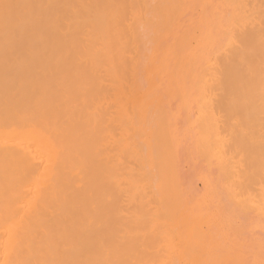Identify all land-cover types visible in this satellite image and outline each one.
I'll return each mask as SVG.
<instances>
[{"label": "bare ground", "instance_id": "1", "mask_svg": "<svg viewBox=\"0 0 264 264\" xmlns=\"http://www.w3.org/2000/svg\"><path fill=\"white\" fill-rule=\"evenodd\" d=\"M0 264H264V0H0Z\"/></svg>", "mask_w": 264, "mask_h": 264}]
</instances>
